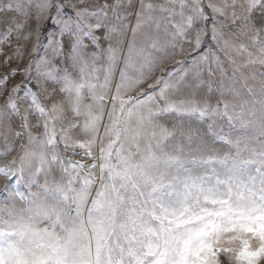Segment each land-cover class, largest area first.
<instances>
[{
  "label": "snow or ice",
  "instance_id": "snow-or-ice-1",
  "mask_svg": "<svg viewBox=\"0 0 264 264\" xmlns=\"http://www.w3.org/2000/svg\"><path fill=\"white\" fill-rule=\"evenodd\" d=\"M0 56V264H264V0H0Z\"/></svg>",
  "mask_w": 264,
  "mask_h": 264
},
{
  "label": "rangeland",
  "instance_id": "rangeland-1",
  "mask_svg": "<svg viewBox=\"0 0 264 264\" xmlns=\"http://www.w3.org/2000/svg\"><path fill=\"white\" fill-rule=\"evenodd\" d=\"M60 2L61 3H65L66 0H60ZM71 2L74 3V2H76V0H71ZM65 11L66 12H69L70 9L66 8ZM48 27H51V26L50 25L46 26V29ZM5 51H9V50L7 48H5ZM26 61H27V57L25 58L24 63H26ZM10 66L11 67H16V62H12ZM261 70H264V69H261ZM8 71H9V66L4 64V57L3 56H0V77H3L5 75H7L8 74ZM157 74H159V73H157ZM22 79H23L22 76H17L15 78V80L13 81V83H20L22 81ZM41 99L43 100V102H44V104L46 106H50V102L47 99H45L43 96L41 97ZM2 105H3V99L0 98V106H2ZM0 145H2V141H0ZM6 183H7V181H5L4 179L0 178V189H3L4 188V185ZM5 198L6 197H4V195L2 193H0V199H5ZM17 207H23V205L22 204H17Z\"/></svg>",
  "mask_w": 264,
  "mask_h": 264
}]
</instances>
